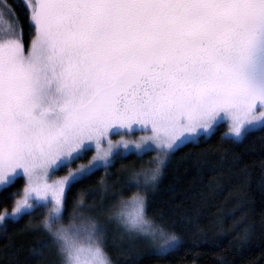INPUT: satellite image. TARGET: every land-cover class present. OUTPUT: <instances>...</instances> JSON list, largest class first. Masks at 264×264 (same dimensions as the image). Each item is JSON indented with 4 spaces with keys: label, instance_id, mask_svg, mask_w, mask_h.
Wrapping results in <instances>:
<instances>
[{
    "label": "snow or ice",
    "instance_id": "snow-or-ice-1",
    "mask_svg": "<svg viewBox=\"0 0 264 264\" xmlns=\"http://www.w3.org/2000/svg\"><path fill=\"white\" fill-rule=\"evenodd\" d=\"M25 7L30 44L14 25L0 34V183L22 169L27 184L12 215L37 200L64 206L66 185L88 171L71 165L89 143L94 168L119 147H135L124 138L134 128L173 148L221 115L236 137L264 122V0H31ZM64 164L69 174L53 178Z\"/></svg>",
    "mask_w": 264,
    "mask_h": 264
},
{
    "label": "trees",
    "instance_id": "trees-1",
    "mask_svg": "<svg viewBox=\"0 0 264 264\" xmlns=\"http://www.w3.org/2000/svg\"><path fill=\"white\" fill-rule=\"evenodd\" d=\"M0 4L6 13L11 9L8 22L25 46L30 44L34 31L23 0ZM226 132L221 124L211 136L178 147L168 156L156 189L149 190L148 213L179 233L180 243L160 255L127 234L110 231L105 246L115 264H264V125L240 141ZM153 154L116 156L109 167L72 184L65 217L77 201L88 209L107 210L119 194L137 187L126 170ZM24 188L19 178L0 191V215L11 212ZM46 210L37 207L18 220L4 221L0 264H60L54 241L41 224Z\"/></svg>",
    "mask_w": 264,
    "mask_h": 264
},
{
    "label": "clouds",
    "instance_id": "clouds-1",
    "mask_svg": "<svg viewBox=\"0 0 264 264\" xmlns=\"http://www.w3.org/2000/svg\"><path fill=\"white\" fill-rule=\"evenodd\" d=\"M149 145L156 149L154 154L126 170L128 181L137 187L118 195L106 219L115 221L133 236L146 238L155 250L165 252L180 243L181 237L150 215L147 208L149 190L154 191L164 175L171 148L158 140L140 139L135 149L142 153ZM41 224L55 242L60 264H115L105 246L100 217L79 201L74 202L67 217L63 205L49 204Z\"/></svg>",
    "mask_w": 264,
    "mask_h": 264
},
{
    "label": "rangeland",
    "instance_id": "rangeland-1",
    "mask_svg": "<svg viewBox=\"0 0 264 264\" xmlns=\"http://www.w3.org/2000/svg\"><path fill=\"white\" fill-rule=\"evenodd\" d=\"M23 2H24V4L27 3V4L30 5L31 0H23ZM7 16H8V13H6L4 11V8H2V5L0 4V34H2L5 31V29L7 28V23H9V26H10V24L12 25L11 22H8ZM221 124H225L226 127H227V132H226L227 135L226 136L228 138H231V139H233L235 141H240L245 136L246 133L260 129L264 125V122H256L253 125L246 127V129L244 130L243 134L240 137H236V136H234V135L229 133L230 122L226 121V120H223V115H221V119L218 120L211 127L210 130H207V131L201 130L196 137L185 141L183 144H181L178 141L177 144L174 145L173 148L170 149L169 156L178 147H180V146H182V145H184V144H186L188 142H197L202 137H206L207 138V137L211 136L215 132L217 127L219 125H221ZM122 134L123 133H119V129L114 128L113 131H112L111 138L113 139V141H119ZM145 135H150V133H145V132L139 131V129L134 128V132L130 133L129 135H125L124 138L128 139V140H131V141H138V140L141 139V137H143ZM155 151H156V149L153 148L151 145L147 146L142 153L141 152H137V150L135 149V147L132 144H129V147L127 149H125V148H123L121 146V147H119L117 150H115L113 152V154H112L111 158L108 160L107 164L99 163V164H96V166L94 168H89L88 167L89 163L93 161V157L96 156V154H97L96 153V149L94 148V146H92L89 143L88 145H86V149L82 150V155L80 156V158L78 160L74 161L72 163V165H71V171H76V170H78L80 168H87L88 171L82 173L81 176H78L70 184L66 185L65 194H64V201H65V197H66V193L68 191V188L72 184H74L75 182L81 180L82 178L92 174L93 172H95V171H97L99 169L109 167L112 164V162H113V160H114V158L116 156H123L124 157V156L129 155V154L143 155L145 153L155 152ZM53 171H54L52 173L53 178L65 177V176H67L69 174V167H68L67 164H64V165H61V166L57 167L56 169H53ZM19 178H22L24 180L25 188H26L27 187L26 177H25V175L23 173V170L22 169H17V171L15 173L9 175L7 182L0 183V191L5 189V188H7V187H9L10 185H12ZM25 188H24V190H25ZM24 190L21 193V196L17 199L16 203L20 199L23 198ZM33 199H35V198L33 197ZM29 202L31 203V200H29ZM112 204L113 203H111L110 205L112 206ZM48 206H49V204L47 202H45L44 200H37L34 207H32V208H23L19 214L12 215L11 212L10 213H5L3 215L5 217L4 220H0V226L3 225L5 220H14L15 221V220H18L19 218H21L24 214L32 212L37 207H44V208L47 209ZM110 207L107 210H105V208L103 209L102 206L101 207H91L89 209L91 212H93L94 214H96V215H98L100 217V219L102 221V228H103V231L105 232V238L107 236V233L110 232V231L122 232V233L128 235L127 237H128V239L130 241H134V242H137V243L138 242L139 243H143L150 252H153L155 254H160V255L161 254H166L167 252L173 250L177 246L176 245L175 247H173V248H171V249H169V250H167L165 252H159V251L155 250L154 248L149 246V244L147 243L146 238L133 236V235L125 232L122 229V227L120 225H118L115 221L106 219V215H107V212L110 209ZM54 245H55V242H54Z\"/></svg>",
    "mask_w": 264,
    "mask_h": 264
}]
</instances>
